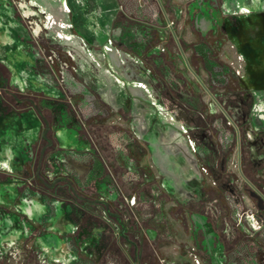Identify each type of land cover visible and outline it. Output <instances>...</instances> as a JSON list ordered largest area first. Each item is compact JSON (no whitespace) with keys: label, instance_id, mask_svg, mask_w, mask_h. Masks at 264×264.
Listing matches in <instances>:
<instances>
[{"label":"flooded vegetation","instance_id":"1","mask_svg":"<svg viewBox=\"0 0 264 264\" xmlns=\"http://www.w3.org/2000/svg\"><path fill=\"white\" fill-rule=\"evenodd\" d=\"M171 1L16 0L13 5L11 0H0V94L3 91L11 99L0 97V169L24 173L35 169L40 178L47 149L60 150L62 154L53 155L49 166L51 172L62 173V177L51 184L39 182L54 189L53 195L45 198L24 185L25 196L17 211L37 220L42 219V210L47 211L46 218L51 217L53 227L65 231L69 241L79 227L77 220L82 218L80 233L88 238L82 249L89 258L105 254L110 259L116 251H126L121 243L123 238L128 241L123 216L136 219L140 226L150 224L147 233L154 243L155 228L168 234L161 214L166 199L172 198L191 216L197 213L206 217L215 232L217 262L208 255L204 232L195 226L191 231L195 250L203 253V264H264V239L260 238L264 231L256 228L259 224L264 227V214L259 210L247 212L231 182L219 183L225 154L217 164L210 130L203 126L209 124L219 137L229 128L234 132L240 172L251 188L250 195L261 199L259 205L264 208L263 185L248 180L247 169L243 170L249 150L246 145L254 138L250 90H264V80L256 83L251 78V74L264 78V62L243 67L249 62L250 49H254L244 37L257 21L263 22L264 0H256L258 11L249 5L250 0H189L183 8ZM220 28L243 56L239 59L243 67L239 78L242 96L232 91L225 96L216 92L237 75L213 56V51L223 45L217 36ZM260 41L264 46V36ZM56 50L72 63L71 69L66 61L60 66L62 71H57ZM202 73L210 80H203ZM190 76L211 99L210 107L218 108L219 113L214 109L200 113L205 108L203 101L186 88ZM61 79L66 88L59 84ZM28 93L30 96H26ZM49 96L57 101L47 102ZM117 115L128 117V128L117 126ZM58 121L62 127L54 131L52 127ZM108 121L112 124L107 125ZM169 126L176 128L169 132ZM51 130L54 138L49 136ZM152 138H162L158 146L171 147L167 139L176 143L172 155L167 153L170 162L176 164L173 156L185 148L177 144L178 140H186L202 175L201 196L195 189V196L181 201L164 188L161 169L154 161L157 151ZM135 142L144 143L146 166L130 153ZM105 155L112 166L106 163ZM118 157L125 164H119ZM150 170L157 172V182ZM207 174L214 178V186L209 189L205 186ZM190 178L196 176L191 174ZM60 184L70 191L65 202L58 199L56 189ZM188 189L182 194L187 196ZM9 196L14 197V192ZM86 203L101 205L104 215L87 216L80 207ZM123 208L127 215L121 212ZM229 208L235 211L231 221L226 215ZM9 220L13 227L6 229L13 234H25L30 229L26 222L14 227L15 218ZM111 222L117 230H111ZM109 234L117 236V250L109 244ZM67 247L68 258L76 261V248Z\"/></svg>","mask_w":264,"mask_h":264},{"label":"rangeland","instance_id":"2","mask_svg":"<svg viewBox=\"0 0 264 264\" xmlns=\"http://www.w3.org/2000/svg\"><path fill=\"white\" fill-rule=\"evenodd\" d=\"M14 1L16 0H11L13 5L15 4ZM187 1L189 0H173L171 1V4L183 8ZM249 5L255 6L256 11H258L260 8V4H257L256 0H250ZM249 13L254 14L255 11L249 10ZM17 14L19 15V13ZM247 32L248 34H246L244 37L245 42H248V46L254 48L252 49L254 51L250 49L248 56L249 62L244 63V68L253 63L261 64L264 62V46L259 44V42H261L260 40L262 36H264V28H262L261 23L257 21L254 25V28L251 26ZM217 36L223 41V45L219 50L213 51V56L220 63L230 66L232 70L237 73V75L236 77H230V82L228 85L223 88H217L216 92L219 95L225 96L228 91H232L234 92L235 96L236 94L242 96L244 91H242L239 83V78L243 75L242 63L239 60L241 57H243L242 53L238 48L239 46L234 43V41L232 42V40L228 39L227 32L224 28H220L218 30ZM211 46L214 48L213 45ZM45 48L47 49V52H49L50 49L47 46H45ZM59 52L57 51L59 59L55 61V67L57 71H62L60 66L64 65L67 60L63 55L60 54L61 52ZM67 63L68 68L71 69L72 63L68 61ZM180 66L182 67L183 65L180 64ZM201 76L206 82L210 80V78L205 76L204 73H202ZM251 78L252 81L256 83L263 82L264 80V78L256 74H251ZM188 81L189 84L186 86V88L192 92L191 94H197V96L200 97L204 103L205 108L200 111V113L208 114L213 109L219 113L220 110L218 108L213 106L210 107L211 99L207 94H205L204 90L198 86L195 78L190 76L188 77ZM59 84H64L62 79L61 82L59 81ZM1 92L2 93L0 94V97H5L8 100H11L4 94L3 91ZM66 92L70 94L69 90ZM250 93L254 99V106L252 108L250 117V125L254 138L250 139L249 144L246 145L247 149L249 150H247L243 170L245 171V169H247L246 175L248 176V180L263 185L262 192H264V90L257 91L252 89L250 90ZM29 94L30 93H28L26 96H30ZM258 96L260 97L258 98ZM255 98L258 100L256 101ZM50 99L57 101L55 97L52 96L45 98L47 102L50 101ZM74 115L77 116L75 112ZM79 116L82 117V113H80V111ZM126 117L127 116L125 115H117V126H120L121 128H128L129 120L128 117ZM256 122H258V125ZM78 124L80 128L82 124L81 120H79ZM106 124L109 125L112 123L108 121ZM203 126L210 130V144H212L217 151V164L221 163V160L223 159V152L225 154L224 169L218 172L219 183L225 184L227 182H231L230 184H232L234 189L239 193L240 200L243 202L244 208L247 212H256L259 210L264 214V208L260 207L259 199L250 195L251 188L247 186L246 181L240 172L239 148L234 132L230 131L229 128L227 132H224L222 137H219V134H217L214 129L211 130V128H209V124H203ZM60 127L62 126L60 125V121H58L55 123V126H53L52 129L56 131ZM174 128L176 127L169 126V132H171ZM2 132L3 131L1 130V135ZM82 132L84 136H87L86 130L84 131L83 128ZM49 136L50 138H54L52 130L50 131ZM161 139L162 138L156 140L152 138V142L155 146V150L157 151L154 154V161L161 169L159 175L165 183L164 188L174 197L180 198L181 201H184V199L189 201L190 198L195 196V189L197 191V195L201 196L199 186L203 182V179L201 178L202 175L199 171V167L195 161L194 155L187 147L186 140H178L177 144L182 145V147L185 146V148H183L180 153H177L175 156H173L178 162V164H176L171 163V157L167 156V153L172 155V151L175 148L173 147V144L176 143L172 142L171 139H167V142L169 143L167 145L171 147H167L162 144L158 146V143L161 142ZM130 143H128V145H130ZM134 144L135 147L130 148V153L137 157L140 165L146 166L148 163L145 155L146 151L144 143L135 142ZM52 149L53 148L47 149L44 155L43 165L39 172L40 178L38 177V172L35 169L25 173L20 172L19 170L6 172L0 169V264H109L108 261L110 259H114V264H132L131 261L134 262V264H161V260L165 262L164 264H199V262L203 264V259L201 257L203 253H198L197 250H195L193 238L191 236V231L193 229L190 219L191 214L188 210H185L179 206L172 198L166 199V202L162 206L163 210L161 214L162 222L166 225L169 236H167L168 234H162L155 228L154 233L157 235L156 242L154 243L149 239L150 236L147 233V228L150 227V224L146 222L147 225L143 224V226H140L136 219L132 220L126 216H123L125 222V228L123 229V232L128 237V241L123 238L121 239V243L123 246H125V248H123L126 251L123 252L120 250L118 253L116 251L113 253L112 258L110 257V259L105 257V254L100 258L96 257V255H93L92 258H89L88 255L83 251L82 248L84 246V242H86L88 238L82 237V234L80 233V231H82L81 225L84 221L82 218L77 220L79 227L75 229L71 238L72 241L71 239L69 241L67 240L65 231L56 230L53 227L54 220L51 217L46 218V215L48 214L47 211H41L40 216L42 219L39 220L29 218L24 213L20 214L17 210L19 209V205L22 204V199L25 196L24 185L30 186L32 188L31 190H33L35 193H41L45 196V198L51 197L53 195L52 193H54V189L47 188V186L43 183L40 185L39 182L44 181L47 184H51L56 180V178L62 177V173L54 174L51 172L49 166L51 157L53 155L55 156L62 154L60 150H57L56 153L54 150L52 151ZM103 158L106 159L105 161L108 165L112 166L113 163L111 164V159L108 158L107 155L103 156ZM118 160L119 164H125L123 158L118 157ZM150 172L152 178L157 182V180H159L157 172L151 170ZM191 174L195 175L196 179L192 180L190 178ZM205 178V186L208 189L214 186V178L210 174H207ZM170 182L173 183V185L170 184ZM38 184L39 187H37ZM186 189L189 190L187 196L186 194H182L185 193ZM56 190L58 191L59 201L65 202L67 200L66 195L70 194L69 188L60 184L57 186ZM11 192H14V197L9 196ZM218 192L219 194L222 193V189L220 187L218 188ZM82 193L89 195L91 198H96L89 192ZM80 207L82 210H85L87 216L95 215L97 217H101L104 215L102 206L97 203H86L85 205H80ZM121 212L126 215L128 214L125 208L121 209ZM226 215L229 221H231L235 215L234 208H229ZM200 216L201 215H198L197 213L192 214L193 223L195 224L196 230H201L204 232L208 241L206 243L208 246V255L213 259L214 262H217L219 257L215 253L217 248L214 246L213 240L215 237V232L209 227L206 217ZM10 217L15 218L14 227H16V223L19 222H26L28 225L30 224L29 231L27 230L25 234L19 232L14 234L11 233V231L6 229L7 226H12V224H9ZM144 221L146 220L144 219ZM110 225L111 230H117V226L112 222ZM245 227L249 228L248 226ZM259 227H261V233H263L264 227L261 224L256 226V228ZM254 233H252V235ZM108 236H111L109 244L114 246L115 250H117V236H113L112 234H109ZM262 236L263 237L260 238L264 239V235ZM67 245L70 246V249L72 246L76 248V250L74 249L78 257L75 259L76 261L72 262L68 258L69 254ZM134 245L137 246V249L133 251ZM117 255L119 256L118 262Z\"/></svg>","mask_w":264,"mask_h":264},{"label":"crops","instance_id":"3","mask_svg":"<svg viewBox=\"0 0 264 264\" xmlns=\"http://www.w3.org/2000/svg\"><path fill=\"white\" fill-rule=\"evenodd\" d=\"M261 25H262V28H264V20H263V22H261ZM0 131H1V130H0ZM0 136H1V134H0ZM155 153H156V152H155ZM155 153H154V154H155ZM200 217H201V216H200ZM190 219H191L192 225L195 226V224L193 223L192 216H191ZM208 225H209L210 228H212L211 225H210L209 223H208Z\"/></svg>","mask_w":264,"mask_h":264},{"label":"water","instance_id":"4","mask_svg":"<svg viewBox=\"0 0 264 264\" xmlns=\"http://www.w3.org/2000/svg\"><path fill=\"white\" fill-rule=\"evenodd\" d=\"M260 200V202H262V200L261 199H259Z\"/></svg>","mask_w":264,"mask_h":264}]
</instances>
